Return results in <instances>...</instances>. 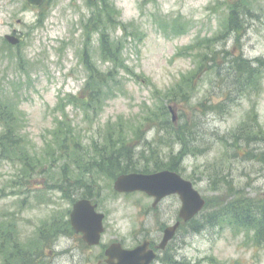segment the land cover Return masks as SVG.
<instances>
[{"label":"rangeland","instance_id":"374dc122","mask_svg":"<svg viewBox=\"0 0 264 264\" xmlns=\"http://www.w3.org/2000/svg\"><path fill=\"white\" fill-rule=\"evenodd\" d=\"M108 1L98 28L86 25L97 8L87 0H0V101L14 112L0 119V138L20 137L0 148V264H98L112 242L160 244L179 195L154 207L144 192L117 193L119 173L101 162L114 153L124 173L175 163L206 199L201 221L245 197L257 210L264 198V77L250 94L203 65L217 49L264 60V0ZM14 28L17 45L5 38ZM93 70L115 73L118 86L91 80ZM172 107L189 143L173 131ZM84 193L106 219L93 247L65 227ZM241 217L182 227L153 264H264V242Z\"/></svg>","mask_w":264,"mask_h":264},{"label":"water","instance_id":"95a60500","mask_svg":"<svg viewBox=\"0 0 264 264\" xmlns=\"http://www.w3.org/2000/svg\"><path fill=\"white\" fill-rule=\"evenodd\" d=\"M27 1L33 6H41L44 0ZM12 42L15 43L16 40L12 39ZM115 184L116 189L119 191L130 192L143 190L149 195H156L158 197L157 200L167 195L179 194L183 205L180 216L185 220L193 217L205 205V200L201 192L195 189L193 182L184 179L183 176L176 171L163 170L152 174L133 173L122 175ZM73 209L72 221L75 228L85 233V240L89 243L93 245L97 244L104 232V214L97 212L95 206L88 199L75 203ZM177 225L166 229L164 241L161 244L162 248L173 238L177 230ZM145 247L146 245H143L132 250H127L123 249L121 244H116L109 248L107 254H110L113 258L115 252L119 253L121 255L120 258L123 260L121 264H148L154 258V253L150 250L148 256H145V254L143 255L142 251ZM144 257H146V259H144ZM110 264H112L111 261Z\"/></svg>","mask_w":264,"mask_h":264},{"label":"trees","instance_id":"16d2710c","mask_svg":"<svg viewBox=\"0 0 264 264\" xmlns=\"http://www.w3.org/2000/svg\"><path fill=\"white\" fill-rule=\"evenodd\" d=\"M103 1V2H102ZM99 2H101V5L99 4H95L97 6L96 10H95V15L92 19H90L88 21V24H94L97 21V27L99 28L100 26V22L103 21L104 18H109L108 15V11L110 9V2L108 0H100ZM241 0L238 2L240 3ZM232 11V15L230 18V25H232L234 27V29L237 30V28H239L240 22L238 23V16L236 15L237 12H235V10H231ZM241 17V16H240ZM107 20V19H106ZM212 41L214 42V46H216V44L218 43L217 41V37H215L214 39L209 40V42ZM211 43V42H210ZM223 51V50H222ZM222 51H220V53H222ZM107 52L111 53V48L107 47L106 44L104 43V50H103V54L105 55V57L112 61H115V58H113V56L107 57L106 54ZM219 50H215L214 55L211 56V54L208 56L207 60L203 63V65L205 66L206 62H212L213 64L210 66L211 68H216L217 70H225L227 71L229 74V76H236V81L234 82V84H238L241 85L242 87H244L241 91L243 92L244 90H249V93L252 94L253 92L251 91L252 89H254L256 92L259 90V88L257 87L258 85V78L262 79L264 77V60L262 61H258L256 63H259L258 65H256L255 63H253V61H249L247 59H245L243 57V54H239V55H233V53H231V51H227V56L224 58L223 56L219 55ZM116 62V61H115ZM110 76L105 75L102 72H96L95 70H93L90 73V78L92 79H96L98 77L99 81L102 82V84L107 85L108 88L111 89H115L116 86H118V83L115 82V73L111 74V72L109 73ZM227 78V77H226ZM252 84V85H251ZM235 87V86H234ZM93 95H99L98 91H94L92 93ZM76 99L75 96H73L74 100ZM1 100V98H0ZM2 102L0 101V119H5V115L7 114V117H9V113L8 109L7 111L4 113L2 112L3 108L2 106ZM211 107L216 108V105H212ZM12 115H14V112L11 113ZM10 119V118H9ZM173 131L176 133V136H178L179 140L183 141L184 144L185 143H189V140L186 139V137L184 136H180L182 133L184 135V127L186 124L181 125L178 128H175V124L176 122L173 121ZM63 127L60 126V129H62ZM261 132V131H260ZM13 131H9L8 134H6V136H2L0 138V148L2 147L5 151H9L12 150L13 148H9L7 145H5V142L7 141H13L15 143L14 146H17L18 143V137L16 140L13 138L12 136ZM264 133V132H262ZM109 164L113 167H115L114 174H117V172L122 171V169L120 168V165L118 162H113L110 161ZM102 167V166H101ZM164 167V164L162 167H159L158 169H161ZM165 167L172 169V170H179L178 166L175 165V163L170 162L167 163L165 165ZM126 171V170H123ZM241 202L239 204H235L234 202H232V204L230 206H228L226 213L228 214H232V215H239L241 217V224L245 225V226H249V227H254L255 228V237H256V241L262 243L264 241V199L261 200V204L259 209L257 210H253L251 211V206L247 205L249 204L247 202V198H242L240 200ZM234 203V204H233ZM252 204V203H251Z\"/></svg>","mask_w":264,"mask_h":264},{"label":"flooded vegetation","instance_id":"af4514ba","mask_svg":"<svg viewBox=\"0 0 264 264\" xmlns=\"http://www.w3.org/2000/svg\"><path fill=\"white\" fill-rule=\"evenodd\" d=\"M163 202V201H161ZM159 202L158 204H156L155 206L158 207V205L161 203ZM182 225V224H181ZM76 233L77 235H81L80 233H77V232H72L71 234H74ZM70 234V235H71ZM82 236V235H81ZM122 242V241H121ZM143 242H147V246L149 248H152L153 250H156L158 249V244L155 242V240L151 239L150 237H143V240H141L140 242H137V244L135 245H132V247H136L138 246L139 244L143 243ZM114 243V242H113ZM124 246L127 247V248H130L132 249V247H129V246H126L125 243L123 242ZM109 247H104L103 248V255H101V258L98 260V264H108L107 260L109 258L112 259L113 263H116V264H121L123 262V260L120 258L121 255L119 253H114V257L112 258L111 255L107 254V250H108ZM84 264H91L90 261H87V263H84Z\"/></svg>","mask_w":264,"mask_h":264}]
</instances>
